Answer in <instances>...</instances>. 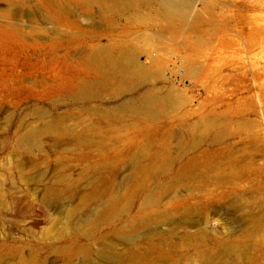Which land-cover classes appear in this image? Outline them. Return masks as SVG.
Instances as JSON below:
<instances>
[{
	"label": "rangeland",
	"instance_id": "obj_1",
	"mask_svg": "<svg viewBox=\"0 0 264 264\" xmlns=\"http://www.w3.org/2000/svg\"><path fill=\"white\" fill-rule=\"evenodd\" d=\"M0 264H264V0H0Z\"/></svg>",
	"mask_w": 264,
	"mask_h": 264
},
{
	"label": "bare ground",
	"instance_id": "obj_2",
	"mask_svg": "<svg viewBox=\"0 0 264 264\" xmlns=\"http://www.w3.org/2000/svg\"><path fill=\"white\" fill-rule=\"evenodd\" d=\"M109 61V60H108ZM126 63V62H125ZM124 62H120V61H114L113 63H112V65H113V67L115 68V69H119L120 71H122V72H126V71H128V69L130 68V66H129V64L127 65V64H125Z\"/></svg>",
	"mask_w": 264,
	"mask_h": 264
}]
</instances>
